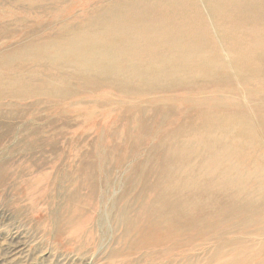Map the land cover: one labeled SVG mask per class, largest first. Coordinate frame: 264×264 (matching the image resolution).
<instances>
[{
	"label": "rangeland",
	"instance_id": "obj_1",
	"mask_svg": "<svg viewBox=\"0 0 264 264\" xmlns=\"http://www.w3.org/2000/svg\"><path fill=\"white\" fill-rule=\"evenodd\" d=\"M168 1L0 0V77L15 84L4 94H16L0 95V170L12 172L0 176V264H264V179L247 180L250 171L264 174V163L227 156L238 138L252 152L258 145L264 161L259 81L226 80L206 54L207 61L186 60L189 70L169 79L147 76L156 64L148 52L135 59L127 52L117 81L40 60L50 45L75 57L92 41L148 43L146 34L164 30L180 31L178 40L191 45L195 27L210 37L211 56L231 60L209 6L224 0H173L175 13L139 27L145 34L125 27L136 10L150 19ZM251 95L260 103L248 110ZM205 135L221 150H207ZM150 169L184 171L171 175L191 188V214L198 216L171 221L154 212L155 221L140 219L144 191L154 183L146 179Z\"/></svg>",
	"mask_w": 264,
	"mask_h": 264
},
{
	"label": "bare ground",
	"instance_id": "obj_2",
	"mask_svg": "<svg viewBox=\"0 0 264 264\" xmlns=\"http://www.w3.org/2000/svg\"><path fill=\"white\" fill-rule=\"evenodd\" d=\"M235 1L224 0L220 5L215 4L214 1L209 3V6L211 7L216 18V27L222 34V38L227 46L231 58V60L228 61H221L219 54L216 56H211L208 53V50L213 47V43L211 42L209 36L201 35L202 31L200 27L191 29V34L185 33L191 35V45L182 44L180 40H178L177 35L179 34L178 37H180L181 34H183L180 31L164 30L154 33L152 36L150 34H146L145 39L147 41L150 40L148 43L142 39L132 37L129 38V40L125 43V37L121 36H118V39H116L120 40L121 44L115 43V40L110 42L112 39H109V41L100 40L98 43L92 41L89 42L88 46L84 48L85 50L75 52V57L71 56L69 50L66 49V46H64V48L62 45L63 50H61L59 48L60 45H50L48 46L49 48L47 47V54L43 52V54H40L39 57L40 60L47 61L51 64L60 65V63L64 61L81 68H86L87 71H90L89 73L101 72L104 76L103 79L109 80V78L112 77L115 81H117L119 80L120 74L124 68V63L127 61V52L131 53L130 57L133 59L139 57L142 53L148 52L149 58L156 64L147 68V76L169 79L176 77L178 75L177 72L189 70L190 67L182 64L186 60H191V64L195 65V63L202 58H205L207 61L208 56L210 62H212L213 68L216 71H221L227 74L226 80H231L234 78L242 82V79H245L243 81L244 83L257 80L264 87V0ZM171 2H173V0H170L166 3L163 2L158 7L157 13H153L150 19H145L147 15L145 16L146 12H142L143 10H136L135 13H140V15L125 27H131L132 30L137 31L140 34H145L147 28L139 29V27H155V25L159 22L158 19L163 16L162 14L173 15L175 13L173 9L174 3ZM194 9L200 16L198 8L194 6ZM214 9H217V12H215ZM218 17L221 22L219 26L217 23ZM200 19L203 21L201 17ZM157 34L159 36L156 38ZM238 34L240 40L239 38H235V36ZM102 42L104 43L101 45ZM230 43H233V45L230 46ZM83 44L84 46L86 45L85 43ZM94 53L95 55L92 56ZM244 53H249L250 56ZM246 61L250 62L252 66H248ZM191 72L193 73L192 70ZM2 79L4 78L0 77V95H8L7 97L12 98L16 95L14 93L15 91L9 89L8 94H4V89H6L7 85L12 86L14 83H7ZM251 98L249 99L250 102L246 101L248 110L255 109L260 103L259 98H255L252 95ZM261 119H264V116ZM207 125L213 126L214 128L216 127L215 122L204 121L202 123V126ZM10 132L12 133L13 131L10 130L9 134H11ZM4 133L5 132L0 131L1 136ZM205 140L210 142V144H206L207 150H221V146L213 141L211 136L205 135ZM236 144H238V146H236ZM258 150V145L255 152H252L247 145L241 142V140L234 138L231 141V147L227 150V156L231 158L238 157L243 163L246 160L253 164L254 159L257 162L264 163V161L261 159V155H257ZM159 163L161 168H163L164 160L160 159V162H157L156 165ZM15 164L16 162H12V166ZM226 164H230V161H227ZM6 165L11 166L9 163ZM89 167L90 168L87 169L85 173L87 186L86 189L88 190L89 195H92L95 191V167H93V165H89ZM7 172L8 174H12L10 169H4L3 166V168L0 170V176L3 178L7 177ZM182 172L184 171L173 170L169 173H164L162 170V172L154 173L152 170L150 173L146 174V179L151 180L154 183L153 185L146 187L147 191L146 189L144 191L143 195H145L146 192L147 194L144 196L145 198L143 197L144 204L139 210L141 214L140 219L154 220L152 217L154 212H157V214L162 218H170L171 221H175L180 217L189 220L193 216H198L196 214H191V205L193 204L191 201V188H188L185 185H179L177 179L171 175L173 173ZM248 179H250V183L252 180H259L262 182L264 179V174L258 173L256 171H250L248 173L247 180ZM132 180H134V178ZM131 183L132 186L135 185L133 182ZM80 184H83V182H80ZM134 187L132 188L135 189ZM82 189L83 187L81 190ZM139 193L142 195L143 191H140ZM139 193L137 195V201L139 200ZM76 198L80 199L81 196H76ZM145 213H148V215H145ZM192 213H194V211ZM200 223L201 222H198L194 225H199ZM178 227L180 228V225H178ZM169 228L174 229L175 227ZM173 237L174 236H171L170 238ZM161 240L162 239L159 238L160 242Z\"/></svg>",
	"mask_w": 264,
	"mask_h": 264
}]
</instances>
